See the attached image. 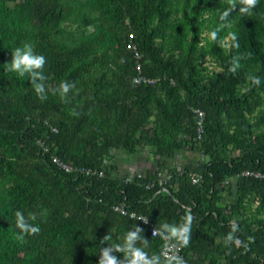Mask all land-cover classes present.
Returning a JSON list of instances; mask_svg holds the SVG:
<instances>
[{"label": "trees", "instance_id": "16d2710c", "mask_svg": "<svg viewBox=\"0 0 264 264\" xmlns=\"http://www.w3.org/2000/svg\"><path fill=\"white\" fill-rule=\"evenodd\" d=\"M228 7L226 0H0V264H98L101 248L123 243L136 226L148 240L138 246L162 254L177 241L154 229L179 227L186 209L194 217L190 244L180 248L186 264H264V0L251 15L237 5L232 27L218 33L221 47L208 33ZM131 41L142 75L155 83L134 82ZM25 43L46 57L47 85L76 83L70 103L51 94L41 101L27 75L5 71ZM238 53L250 58L234 75L229 62ZM145 153L150 165L140 173L119 166ZM178 158L189 162L175 165ZM17 210L38 215L30 221L38 235L17 239ZM233 222L239 247L224 243Z\"/></svg>", "mask_w": 264, "mask_h": 264}, {"label": "clouds", "instance_id": "9594fccd", "mask_svg": "<svg viewBox=\"0 0 264 264\" xmlns=\"http://www.w3.org/2000/svg\"><path fill=\"white\" fill-rule=\"evenodd\" d=\"M226 3L229 7L221 13L219 17L221 21L220 25L208 33L209 40L218 42L221 47H225L226 45L224 41L217 40L218 33L223 28L232 27L231 22L228 21L231 12L239 5V11L242 14L251 15L252 10L259 4V0H226ZM228 35L233 42L230 47L239 49L240 45L236 34L234 32H229ZM11 55L12 59L9 63H6L7 66L5 67V71L16 73L18 77L27 75L31 80V85L34 87L37 97L41 101L47 100L49 94H51L52 96H58L63 103L68 104L71 102L69 98L70 93L73 95L79 94V89H77L75 82L61 81L55 87L45 83L46 77L43 70L47 63V59L44 55L36 53L30 43H25L22 47H16ZM249 58L250 55L247 53H238L232 56L228 71L235 75L242 67L241 60ZM247 79L253 86H259L261 84L259 76L249 74ZM134 82L138 83L139 81L137 80ZM73 113L79 115L75 109H73ZM193 183H196V181H193ZM15 216L16 227L20 230L17 239L23 241L25 236L39 234L40 227L30 222L38 219L36 213H30L28 217H25L21 211L17 210ZM193 219L194 217L191 214V209H186V215L183 217L184 223L182 225L176 227L164 224L161 229H155L153 231V235L163 233L166 234L169 239L177 241V244L171 245L168 251L162 254H153L149 256L148 253L144 251L143 247L138 246V244L147 246L148 240L140 235L143 229L136 226L127 231L123 237V243L101 248L98 264H186V261L181 256L170 253H173L177 247L183 248L190 244ZM145 223H147V221H145ZM230 229L231 230L224 238L225 246L235 244L239 247L241 245V240L236 236V233L239 231V225L233 222L230 224ZM107 239L108 237L105 236L101 243L103 244ZM117 252L124 254L123 260L115 255Z\"/></svg>", "mask_w": 264, "mask_h": 264}, {"label": "built area", "instance_id": "2783aa9c", "mask_svg": "<svg viewBox=\"0 0 264 264\" xmlns=\"http://www.w3.org/2000/svg\"><path fill=\"white\" fill-rule=\"evenodd\" d=\"M132 36L133 35L131 34L130 37H132ZM132 38H134V36ZM128 48L132 49L134 51L135 57L137 59L136 69L138 71V75L135 78V81H137V80L139 81L137 84H139V83H141L143 81L144 82H148L150 84L155 83L156 80L147 78V77L142 75V64L140 62L141 54H140V52L137 49V45L135 43H133V41H131L130 43H128ZM199 114L201 116L204 115L203 112H199ZM45 150H49V149L45 147ZM53 160H54V162H56L60 167H62L67 172L75 170V167H73L71 164H68V163H65V162L61 161V159L59 157H53ZM87 173L90 174L91 170L87 169ZM199 180H200V178L197 175H193V181L198 182ZM115 210L119 211V212H121L123 214H127L126 209L123 207V205H116L115 206ZM131 217H136V215L135 214H131ZM139 219H142L143 221H147V223H149L148 219L146 217H144V216H140ZM171 245H174V243L167 242V244L165 245L164 249L162 250V253L165 252V251H168V249L171 247ZM170 254H178L179 256H181L180 255V248L177 247V249L173 253H170Z\"/></svg>", "mask_w": 264, "mask_h": 264}, {"label": "rangeland", "instance_id": "374dc122", "mask_svg": "<svg viewBox=\"0 0 264 264\" xmlns=\"http://www.w3.org/2000/svg\"><path fill=\"white\" fill-rule=\"evenodd\" d=\"M123 156H125L126 154H124V153H121ZM147 153H145L144 154V156L142 157V160H140V161H133L132 163H131V165H133L132 167H131V169H129V168H127V166L129 165V164H125L124 162H123V159H122V161H118L119 162V166H121V167H124V168H127V169H129V170H131V171H136V170H138V172L140 173V168H142L143 166H146V165H150V163L148 162V160H147ZM123 158H126V156L125 157H123ZM129 159V158H128ZM175 165H181L183 162H189L188 160H182L181 158H178V159H176V160H171ZM129 163H130V160H129ZM127 165V166H126Z\"/></svg>", "mask_w": 264, "mask_h": 264}, {"label": "crops", "instance_id": "0c3cea01", "mask_svg": "<svg viewBox=\"0 0 264 264\" xmlns=\"http://www.w3.org/2000/svg\"><path fill=\"white\" fill-rule=\"evenodd\" d=\"M133 161H136V162H137L138 160H137V159H136V160H132V161H130V163H127V164H129L128 166L126 165L127 168L131 169V167L134 165V164L131 165V163H132ZM143 167H145V166H143ZM143 167H142V168H143ZM142 168H140V171H141ZM129 169H128V170H129ZM129 171H131V170H129ZM131 172H138V170H136V171H131ZM138 173H139V172H138Z\"/></svg>", "mask_w": 264, "mask_h": 264}]
</instances>
